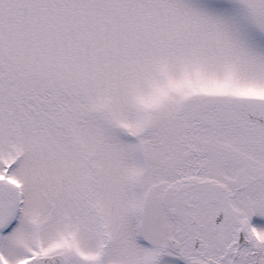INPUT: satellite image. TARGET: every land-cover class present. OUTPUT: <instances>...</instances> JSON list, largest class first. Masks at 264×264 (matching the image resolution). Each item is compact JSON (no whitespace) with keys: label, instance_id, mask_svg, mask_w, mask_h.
<instances>
[{"label":"rangeland","instance_id":"374dc122","mask_svg":"<svg viewBox=\"0 0 264 264\" xmlns=\"http://www.w3.org/2000/svg\"><path fill=\"white\" fill-rule=\"evenodd\" d=\"M67 1L0 0V195L27 219L7 250L90 258L99 228L124 243L141 212L184 255L190 207L208 227L223 206V244L238 226L253 242L235 264H264V187L247 182L264 130L233 109L264 100V0ZM197 182L220 200L182 197Z\"/></svg>","mask_w":264,"mask_h":264},{"label":"flooded vegetation","instance_id":"af4514ba","mask_svg":"<svg viewBox=\"0 0 264 264\" xmlns=\"http://www.w3.org/2000/svg\"><path fill=\"white\" fill-rule=\"evenodd\" d=\"M250 122L264 130V126L254 121ZM255 150L257 151V149ZM256 154L251 164V176L247 179V182L253 184L259 183V186L253 192L255 196L264 187V155H259L258 152ZM243 187L241 184L238 185L232 191V195L236 196L239 194L243 190ZM1 189L2 184L0 181ZM222 192L218 183L209 186L207 183L200 184L197 182L196 185L192 183L187 186L182 197H186L187 200L189 197L193 199L196 196L198 201L202 200L201 203L204 204L205 201H219ZM2 198H4L5 209L0 210V264H75V262L81 260L79 257L82 256V252L78 248V244H73L76 249L74 252L76 259L71 258L64 250H59L51 254L48 248H44L43 245L35 241L30 242L28 246L20 245L19 248L7 250L4 242L15 234L19 219H24L25 217L17 208V200L13 189L6 188L5 196L3 194L0 195L1 200ZM218 213L223 215L224 220L216 226L215 218ZM188 214L191 225L185 228V234L188 235V242L184 255L178 253L177 232L173 234L174 236L169 233L170 236L166 239L165 237H160L156 232L158 228L150 227L149 231L146 232L144 227L139 226L142 220L140 212L137 220L138 226L129 229L125 233L126 242L118 243L112 235V238L109 239L104 230L99 228L100 232L98 233L102 236L103 241L95 245L90 258H85L83 252L84 256H82V260L88 261V264H235L243 252L253 244L247 237L249 234L248 228H244V226L232 228L229 232V243L226 245L223 244L221 234L225 229L221 225L229 214L223 206L215 211L214 218L211 222L212 226L208 227L195 225L192 207L188 210ZM260 216V214H254L253 218H260ZM260 219L264 220V218ZM238 230L242 236L240 237V245L236 249L235 235ZM210 239L216 242L214 247L218 248V256H210L208 249V240ZM5 255L10 257V260ZM108 257L112 259H107ZM181 257H184V259L182 260ZM51 258L54 259L50 260Z\"/></svg>","mask_w":264,"mask_h":264},{"label":"water","instance_id":"95a60500","mask_svg":"<svg viewBox=\"0 0 264 264\" xmlns=\"http://www.w3.org/2000/svg\"><path fill=\"white\" fill-rule=\"evenodd\" d=\"M234 110L248 120L264 126V100L256 98H236L233 103ZM224 220L223 215L218 213L215 225L218 226ZM240 231L236 234V249L240 245Z\"/></svg>","mask_w":264,"mask_h":264},{"label":"trees","instance_id":"16d2710c","mask_svg":"<svg viewBox=\"0 0 264 264\" xmlns=\"http://www.w3.org/2000/svg\"><path fill=\"white\" fill-rule=\"evenodd\" d=\"M46 1H47V3H48V0H41V5H42V8H44V4L46 3ZM50 1V0H49ZM58 2V1H57ZM60 3V2H59ZM67 4V7H69V5H70V2H69V0L66 2ZM23 16H24V14H23ZM50 18H53V19H56V20H58V14L57 15H54L53 13H51V14H48V20L50 19Z\"/></svg>","mask_w":264,"mask_h":264}]
</instances>
